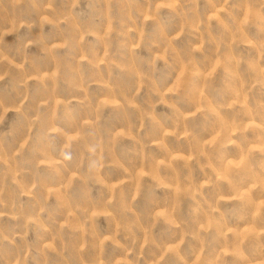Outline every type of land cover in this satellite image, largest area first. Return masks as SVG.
<instances>
[{"label":"rangeland","instance_id":"rangeland-1","mask_svg":"<svg viewBox=\"0 0 264 264\" xmlns=\"http://www.w3.org/2000/svg\"><path fill=\"white\" fill-rule=\"evenodd\" d=\"M0 264H264V0H0Z\"/></svg>","mask_w":264,"mask_h":264}]
</instances>
